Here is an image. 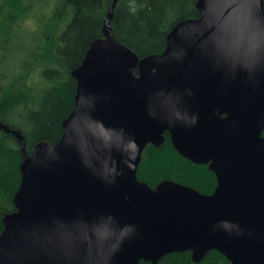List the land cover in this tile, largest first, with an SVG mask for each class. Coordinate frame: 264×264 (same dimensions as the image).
<instances>
[{
    "label": "water",
    "instance_id": "95a60500",
    "mask_svg": "<svg viewBox=\"0 0 264 264\" xmlns=\"http://www.w3.org/2000/svg\"><path fill=\"white\" fill-rule=\"evenodd\" d=\"M160 55L139 59L113 36L95 42L75 108L55 145L22 163L0 235V264H157L217 251L264 264V2L199 0ZM168 133L208 165L212 195L137 177L146 147Z\"/></svg>",
    "mask_w": 264,
    "mask_h": 264
},
{
    "label": "trees",
    "instance_id": "16d2710c",
    "mask_svg": "<svg viewBox=\"0 0 264 264\" xmlns=\"http://www.w3.org/2000/svg\"><path fill=\"white\" fill-rule=\"evenodd\" d=\"M44 11L38 12L40 3ZM199 0H0V235L16 212L22 163L35 146H55L75 108L79 68L91 46L110 36L139 59L162 54L179 23L201 17ZM264 2V0H263ZM51 4V8H47ZM35 76L40 83H35ZM160 147L143 152L137 177L156 189L165 182L212 195L217 177L208 165L180 155L165 133ZM264 136V132H263ZM140 264H151L142 261ZM157 264H231L217 251L197 263L191 252Z\"/></svg>",
    "mask_w": 264,
    "mask_h": 264
},
{
    "label": "rangeland",
    "instance_id": "374dc122",
    "mask_svg": "<svg viewBox=\"0 0 264 264\" xmlns=\"http://www.w3.org/2000/svg\"><path fill=\"white\" fill-rule=\"evenodd\" d=\"M44 7H45V6H44V3L41 2L40 5L38 6V9H37L38 12H40V13L43 12V11H44ZM47 8H51V4L48 5ZM34 82H35V83H36V82H37V83H40V82H41V81H40V77L38 76V78H37V76H35Z\"/></svg>",
    "mask_w": 264,
    "mask_h": 264
}]
</instances>
